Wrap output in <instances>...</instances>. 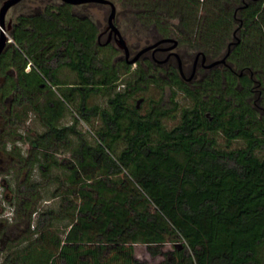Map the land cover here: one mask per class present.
Here are the masks:
<instances>
[{
    "label": "trees",
    "instance_id": "obj_1",
    "mask_svg": "<svg viewBox=\"0 0 264 264\" xmlns=\"http://www.w3.org/2000/svg\"><path fill=\"white\" fill-rule=\"evenodd\" d=\"M47 1L15 17L14 46L0 56L1 107L9 101L0 141L13 160L8 171L25 170L15 177L13 217L0 218V264H264V0H247L237 13L243 0H158L152 8L142 0L135 25L178 29L211 58L226 51L240 17L233 70L215 66L191 84L175 67L167 79L141 65L129 73L132 65L120 62L131 74L120 89L118 64L100 57L92 15ZM59 45L75 82L48 65ZM152 85H169L172 104L151 97L143 109L131 101ZM99 90L106 105L89 102ZM180 93L189 105H179ZM73 101L75 119L62 124ZM179 107V121L167 126ZM31 112L44 130L25 135ZM93 118L91 140L79 122ZM237 139L246 144L232 146ZM19 140L30 142L27 152ZM46 193L57 206H43ZM136 243L163 258L141 260Z\"/></svg>",
    "mask_w": 264,
    "mask_h": 264
},
{
    "label": "rangeland",
    "instance_id": "obj_2",
    "mask_svg": "<svg viewBox=\"0 0 264 264\" xmlns=\"http://www.w3.org/2000/svg\"><path fill=\"white\" fill-rule=\"evenodd\" d=\"M1 1V0H0ZM47 0H24L21 4L18 6H15L11 13L14 14L16 17L19 13L22 12H28L32 7L36 5H45ZM117 4V11L120 13L119 17L122 19L125 18L124 22L127 26L128 31L132 32L133 29L140 30L134 37L132 35L126 34V36L130 39V45L134 47L135 44L139 43L144 44V42L147 40H151L153 34H155V31H152L150 29V26L145 28L143 25H135L133 21H130L129 17H131L130 11H137V10H144V4L142 3V0H133V2H129L128 0H114ZM158 0H150L148 7L152 8L154 4H156ZM1 4V2H0ZM76 8L80 12H89L94 20L98 23L100 26V29L103 28L108 23V14L110 12V7L106 4H100V3H87L85 5L77 4ZM128 16V19H126ZM175 21V19H174ZM131 25V27H129ZM137 41V42H136ZM57 55L53 59L49 60L48 65L52 69H56V74L64 81H72L75 82L78 80L77 72L74 69H71V67L68 64H63L64 61L70 60V58H63V55L65 54V48L64 46H60L56 49ZM101 53L100 57L104 58L107 63H115L118 64V68L120 71V80L116 86V88L120 89L123 88L122 82L124 79L129 78L131 74L125 73V66L124 64L119 62V57L123 54V52L116 48V45H107L105 47H101ZM224 53V51H223ZM59 57V58H58ZM220 57V55H219ZM31 65V62L29 63ZM135 64H133V67ZM3 81V76H0V84ZM55 90L57 87H54ZM56 92V93H57ZM172 90L169 86L165 87L163 90L160 88H157L156 86L152 85L147 90L141 91L135 95L132 96L131 101L134 103H139L143 109L147 107V99L153 98H162L166 103L171 105L170 96H171ZM58 95V93H57ZM55 94V97H57ZM108 96L103 93L102 90L95 91L91 93L89 102H99L102 105L107 104V98ZM179 101L180 106L189 105L191 103L190 99L186 98L183 93H180L177 97ZM4 106L1 107L0 105V130L4 129L6 117L9 106V101L5 99ZM3 106V105H2ZM180 108L175 111V115L170 114L165 118V123L167 126H173L179 121L180 118ZM78 112V101L68 102L67 103V109L65 116L61 119V123H71L75 119V115ZM99 121L96 118H93L90 122L81 120L79 122V127L83 129V131L86 132L88 137L91 140H94V129L97 127ZM44 127L41 125L39 118L36 116L35 113L31 112L30 118L27 120V124L22 130V132L26 135L28 132H35V131H43ZM17 137H20L19 135ZM219 144L222 146H225L227 143L226 138L223 135H219L218 137ZM19 145L22 147L24 152H27L30 147V142L25 140H19ZM2 142L0 141V168L7 170L6 172L0 173V218L9 217L11 219L14 215V202H15V191L14 187L17 184L16 181V175H19V180H22L24 178L25 170L17 169L16 166L8 171V167L13 162L12 157L10 154L3 149ZM232 146H243L246 144L244 139H237L232 141ZM9 145H13L12 141H9ZM69 155V152L66 153ZM260 155H264V151L259 152ZM39 175V172H37L36 176ZM54 187V184L51 186ZM46 200L43 201V206L52 205L57 206L58 205V199L52 198L49 193H46ZM16 226H11L10 234H15L17 231ZM13 231V232H11ZM172 244L168 243L166 244V248H171ZM135 252L136 256H138L141 260L146 262H156L163 258L162 255H152L146 244L144 243H136L135 244Z\"/></svg>",
    "mask_w": 264,
    "mask_h": 264
},
{
    "label": "flooded vegetation",
    "instance_id": "obj_3",
    "mask_svg": "<svg viewBox=\"0 0 264 264\" xmlns=\"http://www.w3.org/2000/svg\"><path fill=\"white\" fill-rule=\"evenodd\" d=\"M3 1L4 0L0 1L1 2L0 7L3 4ZM21 1L22 0L13 4L4 16L5 27L7 29V33L9 34L11 40H9L7 42V45H6L5 49L3 50V52L7 48H11L14 46L13 30L15 28L14 27L15 16L11 12L13 11L12 9ZM243 2H244L243 4L237 5L236 8L239 7V9H241V8H243V6L248 4L247 0H243ZM87 3L103 4L101 2H85V3H81V4L85 5ZM104 4H106V3H104ZM115 4H116V2H115ZM73 5H77V4H73ZM106 5H108L110 7V11H111V6L109 4H106ZM116 6H117V4H116ZM236 13H235V15H236ZM109 14H110V12H109ZM109 14H108V23L103 28L100 29V26L97 23V25H98L97 43L101 47H105L107 45L115 44L116 48L123 52V54L119 57V62H123L126 65H132V69H131V71H129V73H131L133 71V69H135L141 65V66H144L146 68L147 72L150 75H153L156 73V74H159L161 76L167 77V79H168L170 68L175 67L182 79H184L188 83L194 84L196 82V80L201 79L207 72H209L211 69H213L215 67V66L209 67V66H207V64L210 61L218 58L219 56L215 57V58H211L205 50H203V49H197L196 50L195 48H191V46L189 44H187L183 41V39L181 38V34L178 32L179 31L178 29H177V31L169 32V34H164V33L155 31V34H153L151 40L146 39L144 44H140L138 41V43L135 44L134 47L131 46L130 45V39L126 36V34L132 35L134 37V35L137 36L136 34L138 32H140V30L135 31V29H133L132 32H130V31L124 32V30L122 28L123 22L121 21L122 18L119 17L120 13H118V11H117L115 23L120 28L123 36L128 40V45L130 48L129 59H131L133 56H135L143 47H145L147 45L156 43V42H158L162 39H165V38H169V37L174 38V40H165V41L158 43L156 46H154V47L146 50L145 52H143L138 57V59L135 63H130V62H128V58L126 56L125 51L119 47V45L116 41L115 32L112 30V27L108 26L109 25ZM130 14L132 17L137 15L135 11H130ZM132 17L131 18L129 17L130 21L133 20ZM126 19H128V16ZM174 19H175V21H174ZM237 19H238L237 20L238 24L236 25V27L233 30V33H232L233 37L228 40L226 51L222 55H220V57L223 56L227 52L229 43H231L234 40L236 41L238 38L240 39V30H241V25L243 23V20L240 17L238 18V16H237ZM122 20H125V18H123ZM172 21L175 24L180 23L179 18H173ZM143 26H145V28L148 27V25L146 23H144ZM174 28H176V27H174ZM181 29L183 31L186 30L184 28H181ZM175 39L177 40V43L175 42ZM234 45L235 44H232V47ZM202 52L206 53V56H207L206 61H203V53ZM133 64H135L134 67H133ZM150 66L153 67L152 71L150 70ZM181 66H182V69H181ZM216 66H221V67H225V68L233 70V67L231 66V64L229 62H228V64L221 63V64H218ZM30 68H31V65H28L27 69H30ZM192 73H194V76L192 78H190ZM240 74H243V72L241 71ZM167 86H169V85H167ZM137 105L140 106L139 103H137Z\"/></svg>",
    "mask_w": 264,
    "mask_h": 264
},
{
    "label": "water",
    "instance_id": "obj_4",
    "mask_svg": "<svg viewBox=\"0 0 264 264\" xmlns=\"http://www.w3.org/2000/svg\"><path fill=\"white\" fill-rule=\"evenodd\" d=\"M19 1L20 0H4L2 6L0 7V55L3 52V50L5 49V47L7 45V42L9 40H11L9 34L7 33V29L5 27L4 16H5L6 12L9 10V8L13 4H15V3L19 2ZM64 1L68 2V3H71V4H81V3H85V2H101V3L109 4L111 6V11H110V14H109V25L108 26L112 27V30L115 32L116 41H117L119 47L122 48L125 51L126 56L128 58V62H130V63H135L137 61L138 57L143 52H145L146 50L156 46L158 43H160L162 41H165V40H174V38L169 37V38L162 39V40H160V41H158L156 43L147 45V46L143 47L135 56H133L131 59H129L130 48H129V45H128V40L123 36L120 28L115 23V18H116V14H117V6H116V4H115V2L113 0H64ZM238 9H239V7L236 8L235 12H237ZM239 40L240 39L238 38L236 41L234 40L231 43H229L227 52L223 56L218 57V58L210 61L207 64V66L212 67V66H216V65L221 64V63L228 64V56H229V54L231 52L232 44L238 43ZM175 42L177 43L176 39H175ZM202 53H203V61H206L207 60L206 53L205 52H202ZM181 69H182V66H181ZM193 76H194V73H192L190 78H192Z\"/></svg>",
    "mask_w": 264,
    "mask_h": 264
}]
</instances>
